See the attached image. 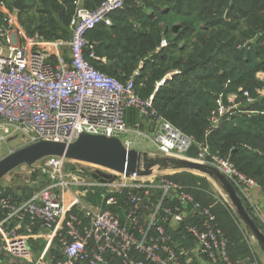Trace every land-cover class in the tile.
<instances>
[{
  "label": "built area",
  "instance_id": "built-area-1",
  "mask_svg": "<svg viewBox=\"0 0 264 264\" xmlns=\"http://www.w3.org/2000/svg\"><path fill=\"white\" fill-rule=\"evenodd\" d=\"M127 1L104 0L92 10L75 0L68 40H48L39 32H29L8 2L0 1V141L21 136L24 146L39 140L71 143L80 134L90 133L117 136L131 148L135 145L134 134L147 136L162 155L215 166L248 200L249 190L259 186L258 182L240 171L232 160L213 152L208 143L201 144L198 156H189L196 144L194 136L158 113L153 94L147 98L140 95L135 81L138 71L122 81L94 65L93 59L99 57L87 33L99 23L111 25L112 14L123 9ZM166 46L168 41L163 39L158 51ZM177 72L166 75L157 86ZM257 91L264 94V89ZM244 97L247 103L255 101L249 91ZM227 98V103L218 100L211 112L207 135L225 117L242 111V100L236 93ZM130 109L137 112L140 123L153 128L152 136L138 125H129ZM42 162L45 166L40 167ZM67 162L63 157L50 156L33 166H20L50 179L19 203L0 188V240L6 253L33 261L29 240L36 235V227L55 232L62 224L65 257L54 264H112L114 258L120 264H190L183 260L188 248L174 239L170 228L192 217L195 221L185 227L201 253L210 264H230L228 240L218 226L213 205H202L164 172L150 177L116 173L114 180L104 181L102 175L96 178L95 174L113 173L111 170L82 162H73L72 168ZM98 189L105 190L103 206L83 198L97 194ZM125 190L128 197L121 202L118 194ZM119 207L127 209L125 219L115 210ZM145 213L147 222L142 223L141 215ZM79 214L88 222L83 224Z\"/></svg>",
  "mask_w": 264,
  "mask_h": 264
},
{
  "label": "trees",
  "instance_id": "trees-1",
  "mask_svg": "<svg viewBox=\"0 0 264 264\" xmlns=\"http://www.w3.org/2000/svg\"><path fill=\"white\" fill-rule=\"evenodd\" d=\"M4 1L13 8L11 2ZM74 1L41 0V20L33 26V21L29 26L23 23L29 32H39L46 39L68 40ZM103 1L81 0L92 10ZM2 18L0 13V22ZM175 24L179 25L176 32ZM87 38L99 57L93 63L101 71L125 81L139 70L135 81L140 95L147 98L153 94L158 113L194 136L196 144L189 156H198L201 144L208 143L213 152L232 160L264 188V94L257 91L264 89V79L258 77L264 73V0H128L123 9L112 14L111 25L99 23ZM163 39H167L168 46L158 51ZM174 71L178 72L157 86ZM245 91L255 98L253 103H247ZM230 93L242 100V111L225 117L207 135L211 112L218 100L227 103ZM128 117L133 122L135 110L130 109ZM170 178L185 186L202 205L213 204L218 225L228 240L230 264L259 260L235 211L223 197L214 196L207 177L182 171ZM124 192L118 194L121 202L128 197V191ZM154 193L157 199L159 193ZM3 194H11L16 202L23 200L6 187ZM242 200L253 215L251 205L243 196ZM253 217L264 231V225ZM194 221L189 217L181 225L190 240L193 237L185 226ZM173 237L178 240L174 232Z\"/></svg>",
  "mask_w": 264,
  "mask_h": 264
},
{
  "label": "water",
  "instance_id": "water-1",
  "mask_svg": "<svg viewBox=\"0 0 264 264\" xmlns=\"http://www.w3.org/2000/svg\"><path fill=\"white\" fill-rule=\"evenodd\" d=\"M13 6L17 11L23 9L22 0H15ZM178 24L173 26L176 32ZM171 77L164 79L165 83ZM50 156H59L73 162L89 163L111 170L109 174H95L103 180H114L116 173L127 176L150 177L161 172L177 173L189 171L207 177L213 181L228 198L246 231L253 236L260 251L264 254V231L246 208L241 195L232 182L215 166L186 157L170 155H153L146 151L128 148L117 136L82 133L73 142L39 140L19 148L0 159V180L20 166H33L37 161ZM250 264V263H244Z\"/></svg>",
  "mask_w": 264,
  "mask_h": 264
},
{
  "label": "crops",
  "instance_id": "crops-1",
  "mask_svg": "<svg viewBox=\"0 0 264 264\" xmlns=\"http://www.w3.org/2000/svg\"><path fill=\"white\" fill-rule=\"evenodd\" d=\"M9 2H11L13 4V2L15 0H8ZM82 4V2H81ZM11 10L16 14L19 15L17 9L13 6V8H11ZM20 17V16H19ZM132 112H130L131 115ZM130 117V116H129ZM128 117V123L129 125L134 128L137 125L140 127H143L142 131L143 132H152L153 133V128H151L147 123H144L142 126L140 125V120L137 117V112L135 111V117L133 119V122H131L130 118ZM145 128V130H144ZM148 130V131H146ZM18 178V177H17ZM37 182H32L29 186H31L30 188L32 189V192H28V194H30V197L37 191L36 187L38 184H36ZM213 187H214V183L212 182ZM43 186H45V184H43L39 189H41ZM20 192H17L18 194L21 193L19 196V199H23V193L21 192L22 190H19ZM104 189H98L97 194L95 195H87L84 196L83 198L85 199V201H91L94 204H98L100 206H103V196L102 193L104 192ZM215 192V191H214ZM18 194H15L16 197ZM192 194V193H191ZM215 197H218V194H214ZM15 197V198H16ZM94 197V201H92ZM26 200V199H23ZM22 200V201H23ZM198 201V200H197ZM248 203L251 205V207L253 208V215L259 219V221L264 225V189L262 186H256L254 188H251L249 190V197H248ZM21 202V201H20ZM200 202V201H199ZM202 204V202H201ZM213 205V204H210ZM192 206V205H191ZM191 209V208H190ZM121 216L123 219H125V214L127 209L125 208H117L115 209ZM193 214V210L191 209L190 211V215L192 216ZM79 217L82 221L83 224H85L86 220L84 219V216H80ZM147 214H142L141 215V221L142 223L147 222ZM15 223V222H13ZM61 227L62 224L60 226H58V228L56 229L55 232H48L46 230H43L41 227H36V235L30 237V249H31V257L33 259V261L24 259V258H20V257H15V256H11L10 254L6 253L3 248H2V241L0 240V264H34L35 261L40 260V264H54V262H56L57 260L63 259L65 257L64 254V249L63 246L61 244V239H62V235L65 232H61ZM170 232L174 235L175 237L178 239L176 240L178 243H182L181 241L184 242L185 246L188 248V253L186 256L183 257V260L190 263V264H210V262L208 261L207 257L201 253L198 244L194 241V240H190L189 238L186 237V235H184L183 231H182V227L180 225H173L170 228ZM252 248H253V252L256 256H258V261H256L255 263L257 264H264V254L262 252H260L259 250H257V246H254V242L251 240L249 241ZM183 244V243H182ZM135 257H139V255H135ZM112 264H119L120 261H116L114 259L111 260ZM244 262H240L238 264H244ZM77 264H87V263H77ZM252 264V263H251Z\"/></svg>",
  "mask_w": 264,
  "mask_h": 264
},
{
  "label": "rangeland",
  "instance_id": "rangeland-1",
  "mask_svg": "<svg viewBox=\"0 0 264 264\" xmlns=\"http://www.w3.org/2000/svg\"><path fill=\"white\" fill-rule=\"evenodd\" d=\"M22 5H23V9L21 11H19L20 13L18 12L20 14L21 22L22 23L24 22L28 26L30 25V23L32 21H33L32 26L34 24H37L39 22V20H41L40 13L38 12V10L40 8L44 7L41 0H35V1L22 0ZM48 40H50V39H48ZM142 66H143V64H142ZM169 73H171V72H169ZM172 74H174V73H172ZM258 77H259V79H264V73L263 72L259 73ZM143 124L144 123H141L140 125L142 126ZM142 129H143V127H141V130ZM144 130H145V128H144ZM146 131H148V130H146ZM145 133L149 136L153 135V133L150 131L145 132ZM133 137L135 139V142H134L135 145H133L131 148H135V149L140 150V151H146V152H149L153 155H156V154L162 155L160 153V151L157 149V147L155 146V144L149 139V137L137 136L136 134H134ZM122 139H125V136H123ZM24 145L25 144L21 140V136H19L16 139H9L7 141H0V159L7 156L8 154H10L11 152H13L15 150L24 147ZM39 165H40V167L45 166V162H42ZM30 171H32V170H30V168H28V167H20V168L14 170L13 172L9 173L8 175H6L5 177H3L0 180V188L6 187L7 190H9V192H11L12 194H18L17 192H20L19 190H22L21 192L23 193V196H24L23 199H28L30 197V194H28V192H32L31 191L32 189L30 188L31 186H29L32 182H37L36 184H38V185L36 187V190H39V188L43 184L46 185L50 179L47 176L38 175L37 171H34V172L33 171L30 172ZM163 174H167L170 177L173 173L164 172ZM173 180H175V179H173ZM175 181H177V180H175ZM177 182H179V181H177ZM211 182H213V181H211ZM213 189L215 191V194H218L220 197H223L228 202V198L226 197V195L220 190V188L216 184L214 185ZM123 193H125V192L123 191ZM20 194L21 193H19L17 195V198H20V196H19ZM18 202H20V201H18ZM241 224H242L241 226L243 228H245V226L242 222H241ZM246 237L249 239V241L252 240L254 242L253 243L254 246L256 245L257 250L260 251V249L257 245L256 239L253 236H251L247 231H246Z\"/></svg>",
  "mask_w": 264,
  "mask_h": 264
}]
</instances>
